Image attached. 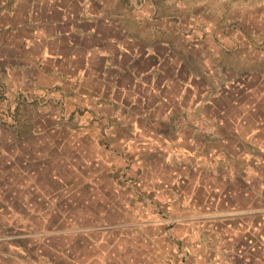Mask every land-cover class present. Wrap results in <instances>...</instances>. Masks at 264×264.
<instances>
[{"label":"crops","instance_id":"obj_1","mask_svg":"<svg viewBox=\"0 0 264 264\" xmlns=\"http://www.w3.org/2000/svg\"><path fill=\"white\" fill-rule=\"evenodd\" d=\"M226 1L210 0L212 9L193 12L195 24L212 22L221 29L238 10L241 25L233 39L216 42L208 32L212 39L206 44L222 50L233 45L252 55L255 41L264 43V0H236L234 11ZM78 4L0 0V60L18 54L21 68L40 81L41 91L68 96V110L95 102L88 106L95 111L92 121L72 118L65 138L78 143L95 134L98 148L90 159L95 158V167L105 166L115 191L136 214L138 233L171 243L170 250L156 246L159 263L230 264V254L242 264H264V67L259 58H207L209 74L202 77L192 74L194 66L191 72L182 69L183 59L177 58L178 65L164 77L163 58H119L115 50L125 49L130 37L110 25L105 11ZM138 60L148 66L138 68ZM180 71H186L183 80ZM175 79L179 85L172 86ZM197 79L207 82L198 85ZM173 112H189L188 120L171 119ZM196 115L216 133L194 129L190 122ZM164 119L177 126L173 133L160 128ZM11 250L0 248V255ZM2 256L0 264H15Z\"/></svg>","mask_w":264,"mask_h":264},{"label":"rangeland","instance_id":"obj_2","mask_svg":"<svg viewBox=\"0 0 264 264\" xmlns=\"http://www.w3.org/2000/svg\"><path fill=\"white\" fill-rule=\"evenodd\" d=\"M77 1L78 8L105 11L111 18L110 25L130 37L125 49L115 50L119 58H163L164 77L178 65L177 58L183 59L181 67L187 72L194 66L192 74L197 77L209 74L205 71L210 67L207 58H259L264 67L263 42L255 41L252 55L250 50L247 55L240 53L233 45L223 50L219 44L208 46V32L216 42L225 37L232 40L241 25L238 10L221 29L220 24L212 22L195 24L192 13L212 9L207 6L210 0H63L65 5ZM234 1H226L228 10L234 11ZM13 54L0 60V248L6 253L11 250L7 249L9 244L18 251L0 255L3 262L161 264L156 246L170 250L171 243L164 239L148 241L138 233L139 227L133 224L139 223L136 214L126 205L122 193L115 191L105 166L95 167V158L90 159L98 148L95 134L78 143L65 138L71 119L92 117L95 111L88 106L93 107L95 102L68 110V96L54 98L52 93L41 91L40 81L32 73L30 76L23 64L21 68V57ZM136 64L140 69L148 66L139 60ZM184 72L179 74L182 80ZM203 82L207 81L196 80L198 85ZM177 85L178 80H172V86ZM188 113L173 112L171 119L178 115L187 121ZM161 116L158 119L162 120ZM164 122L160 128L173 133L177 126L166 119ZM190 124L202 135L217 131L203 124L202 115L194 116ZM91 172L95 175L90 176ZM120 176L125 178L123 182L129 181L126 173ZM113 179L116 182L118 178ZM228 258L230 264H242L238 255L229 254Z\"/></svg>","mask_w":264,"mask_h":264}]
</instances>
